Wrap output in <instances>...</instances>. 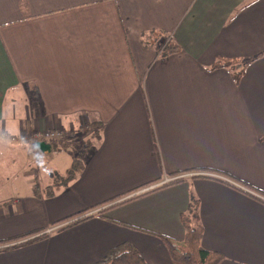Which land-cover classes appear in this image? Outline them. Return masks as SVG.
<instances>
[{
	"label": "crops",
	"instance_id": "1",
	"mask_svg": "<svg viewBox=\"0 0 264 264\" xmlns=\"http://www.w3.org/2000/svg\"><path fill=\"white\" fill-rule=\"evenodd\" d=\"M169 42L180 50L163 56ZM94 125L55 197L30 173L17 197L0 178V241L49 236L0 264H96L125 244L174 264L161 237L183 240L193 200L205 250L264 264V0H0V150L50 155L52 140L12 139Z\"/></svg>",
	"mask_w": 264,
	"mask_h": 264
},
{
	"label": "trees",
	"instance_id": "2",
	"mask_svg": "<svg viewBox=\"0 0 264 264\" xmlns=\"http://www.w3.org/2000/svg\"><path fill=\"white\" fill-rule=\"evenodd\" d=\"M165 36V34H164ZM167 37V36H166ZM179 47L173 43H167L163 50V56L175 54L179 52ZM215 69H229L233 73V77L236 82H239L245 73V67L238 61H230V60H219L216 62L213 67ZM85 128L92 130L94 132L93 139H89L86 141L87 147L90 148L93 145V141L100 139V130L99 128L94 126H85ZM82 156L75 159L72 163L71 168L67 172L65 177L56 178L53 182V186L46 188V196L48 198H53L58 193L56 188L67 187L71 182L75 181L84 171V154L82 152ZM83 157V158H82ZM180 180H176L172 182V184L180 183ZM137 191V190H136ZM261 197L264 198L263 192L256 191ZM135 198V197H134ZM115 201V200H113ZM113 201L109 202L113 203ZM198 202L193 200L191 206L187 213L183 214L181 217L182 224L185 229V235L183 240H174L167 237H161L164 245L166 246L171 260L174 264H222L224 261V257L221 254L216 252H210L205 250L202 245V237L204 233V229L199 222L198 218ZM102 205L93 207L84 211L83 213L73 216L71 218L65 219L61 222L55 224L54 227L60 224H64L69 220L74 219L75 217L85 215L93 210H96ZM114 207V206H112ZM82 220H85L82 219ZM82 220H78L69 224L67 226L58 228V231H62L64 229L69 228L71 225L77 224ZM35 233L26 234L17 236L8 240L0 241V252L11 251L26 245L33 244L38 241H44L49 236L48 234H43L41 236H37ZM96 264H148L141 253L131 245H121L110 250L99 262Z\"/></svg>",
	"mask_w": 264,
	"mask_h": 264
},
{
	"label": "rangeland",
	"instance_id": "3",
	"mask_svg": "<svg viewBox=\"0 0 264 264\" xmlns=\"http://www.w3.org/2000/svg\"><path fill=\"white\" fill-rule=\"evenodd\" d=\"M78 129L81 132H78L76 137L70 135L65 136V132L63 131L62 138L52 140L56 143L54 144V151L50 155L32 154L31 157L27 159L26 157L16 156L13 153L14 151L9 149H1L0 178L10 179V182H14L11 184V186L13 185V189L18 188L17 191L12 190L10 196L16 195L17 197L19 193L21 194L27 191L26 188L30 179L33 183L37 180L40 185L47 188L53 186L51 184H53L56 178L65 177L73 161L82 156V152L86 153L88 149L86 141L93 139L94 132H89V129L85 127ZM76 130L74 133H76ZM84 131H88L89 133ZM32 133L33 132H30L29 135ZM49 145L51 146L52 144L50 143ZM15 146L20 145L15 144ZM22 149L26 150L23 147ZM27 150H29V148H27ZM28 173L32 174V178H28ZM2 193L4 195L7 194V192Z\"/></svg>",
	"mask_w": 264,
	"mask_h": 264
},
{
	"label": "built area",
	"instance_id": "4",
	"mask_svg": "<svg viewBox=\"0 0 264 264\" xmlns=\"http://www.w3.org/2000/svg\"><path fill=\"white\" fill-rule=\"evenodd\" d=\"M63 131L62 130H48L45 132H33L32 134L22 135L19 138H13L12 141L18 142L23 145H29V144H39L41 142H46L49 140H55L62 138ZM53 230L49 231V233H52Z\"/></svg>",
	"mask_w": 264,
	"mask_h": 264
},
{
	"label": "water",
	"instance_id": "5",
	"mask_svg": "<svg viewBox=\"0 0 264 264\" xmlns=\"http://www.w3.org/2000/svg\"><path fill=\"white\" fill-rule=\"evenodd\" d=\"M40 148L48 147L45 143L38 144Z\"/></svg>",
	"mask_w": 264,
	"mask_h": 264
}]
</instances>
